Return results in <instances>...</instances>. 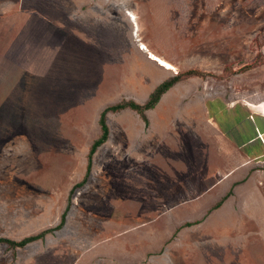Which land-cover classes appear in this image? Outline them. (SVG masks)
<instances>
[{
    "label": "crops",
    "instance_id": "obj_1",
    "mask_svg": "<svg viewBox=\"0 0 264 264\" xmlns=\"http://www.w3.org/2000/svg\"><path fill=\"white\" fill-rule=\"evenodd\" d=\"M142 3L150 4L151 0ZM87 4L92 6L85 12L81 5ZM133 4L134 0H0V116L13 119L10 132H17L18 125L21 133L62 132L63 126V131L68 127L84 132L85 111L90 112L96 105L92 122L99 123L106 108L123 101L144 105L160 84L172 78L168 76L171 71L142 50L146 45L149 52L175 65L173 58L154 50V38H139L141 25L147 32L159 30L149 9V20L139 21ZM118 5L119 17L115 15ZM130 13L136 17L135 24ZM134 27L139 30L137 36ZM127 35L135 37L138 44L131 43ZM119 82L126 95L118 102L110 101L119 94ZM181 84L177 82L155 108L145 112L148 124L129 108L109 112V138L94 158L112 144L124 146L129 152L124 158L109 160L125 159L129 163L135 159L142 163L146 161L142 156L156 150L197 145L208 155L207 166L196 167V172L185 180L182 177L184 190H178L180 196L169 208L158 204L153 214L140 220L128 212H123V219L121 214L117 213L116 218L111 215L104 221L126 228L108 234L94 226L93 250L82 253L77 264H243L239 256L244 250L245 223L247 219L255 220L253 214H246L255 208L245 206L244 196L248 194L243 193H250L249 200L254 202L257 196L264 201L252 171L255 161L264 160V115L257 110L259 122L255 128L244 114L245 110H253L248 103L241 104L243 115L239 111L237 117L229 116L227 108H208L205 112L195 103L175 108L173 102L178 101L176 90ZM105 99L109 104L103 106ZM22 116L23 123L18 120ZM97 127L100 131L91 139L88 154L101 136L100 123ZM26 133L19 136L20 144L37 148V142ZM247 170L253 172L248 180ZM74 204L72 200V207ZM125 204L119 201L116 206L123 208ZM245 208L247 212L240 216ZM160 222L163 235L160 226H154ZM129 234L131 237L124 238Z\"/></svg>",
    "mask_w": 264,
    "mask_h": 264
},
{
    "label": "rangeland",
    "instance_id": "obj_2",
    "mask_svg": "<svg viewBox=\"0 0 264 264\" xmlns=\"http://www.w3.org/2000/svg\"><path fill=\"white\" fill-rule=\"evenodd\" d=\"M143 1L134 0L137 19L148 21L150 11L159 32H147L141 25L139 38H154V50L173 58L175 65L147 49L149 58L162 67L155 58L171 64L174 70L164 67L171 71L169 77L178 74L183 77L176 90L178 101L173 102V107L182 109L195 103L205 112L208 108L211 111L228 109L229 116L237 117L239 111L242 114L241 104L248 103L253 110H245L244 114L255 127L259 122L258 111L264 115V0H151L150 4ZM91 6L81 5L85 12ZM115 13L118 17L121 15L119 5ZM53 28L56 31V27ZM127 37L131 43L138 44L135 37ZM149 80L152 85V78ZM118 92L110 101L118 102L126 95L121 82ZM102 104L105 106L109 101L105 99ZM95 107L82 115L87 127L84 132L68 127L63 131V126L62 132L21 133L18 125L15 133L19 134H15L10 132L13 119L0 116V239L19 242L59 225L71 188L84 176L91 139L100 131L99 123L92 122L93 111L98 110ZM23 119L24 116L18 120L23 123ZM25 133L37 142V148L20 144L19 136ZM49 144L54 147L48 148ZM112 145L103 148L94 158L87 185L72 196L75 206L64 228L24 248L1 243L0 264H77L82 253L93 250L94 226L108 234L126 228V225L104 221L112 218L111 215L116 218L118 213L123 219L126 215L122 216L123 212H128L140 220L153 214L159 205L169 208L180 196L178 190H184L182 177H190L196 167H205L208 161V155L199 146L189 145L150 152L141 157H145V163H139L140 159L132 163L125 159L112 162L111 157L124 158L129 152L124 146ZM51 157L54 158L50 160ZM255 162L252 171L264 199V160L260 158ZM252 171L247 170L246 180ZM244 194H248L244 196L245 206L255 209L253 213H246L245 208L239 215L253 214L255 220L247 219L245 223L244 250L239 257L243 264H264V201L257 196L254 202L249 200L250 193ZM119 201L126 206L117 207ZM161 224L154 226L156 229L160 226L163 235ZM170 233L169 228L166 235Z\"/></svg>",
    "mask_w": 264,
    "mask_h": 264
},
{
    "label": "trees",
    "instance_id": "obj_3",
    "mask_svg": "<svg viewBox=\"0 0 264 264\" xmlns=\"http://www.w3.org/2000/svg\"><path fill=\"white\" fill-rule=\"evenodd\" d=\"M182 75L178 74L175 77H172L168 80H166L164 83L160 84L155 91L151 94L149 100L144 104V105H140L137 104L134 101H123L117 105L114 106H110L108 108H106L100 117V126H101V136L95 140L90 148L89 154H88V165H87V172L85 177L82 179V181H80L79 183L75 184L73 186V188L70 191V196L68 199V204L66 207V210L64 211V213L61 216V222L59 223V225L57 227H55L52 230H47V231H43L41 233H39L38 235H33V236H29L25 239H23L22 241H12L9 239H0V244L1 243H8L10 245V247L12 248H24L27 245L42 240L45 238V236L53 231L56 230H61L65 223H66V218L68 216V213L72 207V196L75 194V192L84 187L85 185H87L92 169H93V160H94V155L96 154L97 150L107 142L108 138H109V127L107 124V114L109 112H118L121 111L123 109H132L134 111H136L137 113H139L141 115V117L145 120V122L148 124V120L147 117L145 115V112L149 109H153L155 108V106L159 103L161 97L163 94H165L168 90H170L177 82H180L182 80Z\"/></svg>",
    "mask_w": 264,
    "mask_h": 264
},
{
    "label": "bare ground",
    "instance_id": "obj_4",
    "mask_svg": "<svg viewBox=\"0 0 264 264\" xmlns=\"http://www.w3.org/2000/svg\"><path fill=\"white\" fill-rule=\"evenodd\" d=\"M129 12H130V11H129ZM127 13H128V12H127ZM131 14H132V13H130L129 16L132 18V20H133V22H134V24H135L136 17H135L134 15H131ZM137 26H138V25H137ZM137 26H136V27H137ZM134 29H135V30H134V31H135V32H134V33H135L134 35L137 36L139 30L136 29L135 27H134ZM138 40H139V39H138ZM139 46H140V45H139ZM142 49L145 50V51H148L145 45H142ZM155 60L158 61V62H159L161 65H163L164 67H166V68H168V69H171V70H174V67H173L171 64H169L167 61H165V60H163V59H160V58H155Z\"/></svg>",
    "mask_w": 264,
    "mask_h": 264
}]
</instances>
